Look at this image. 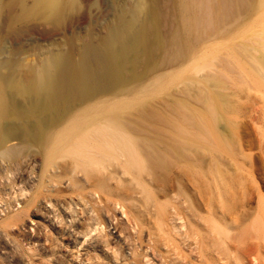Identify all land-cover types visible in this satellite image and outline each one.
Wrapping results in <instances>:
<instances>
[{"label": "rangeland", "instance_id": "obj_1", "mask_svg": "<svg viewBox=\"0 0 264 264\" xmlns=\"http://www.w3.org/2000/svg\"><path fill=\"white\" fill-rule=\"evenodd\" d=\"M185 18L184 0H0V79L15 78L23 71L35 79L39 64L55 55L65 56L72 64L85 58L93 66L95 56L108 48L116 32L129 30L136 38V51L123 77L78 102L53 130L44 151L30 144L26 156L0 159V264H84L89 260L88 264H175L173 255L166 254L159 213L161 207L170 211L184 199V189L192 184H197L194 194L199 202L201 193L212 196L217 215L221 210L228 221L241 217V227L235 222L226 230L236 240L240 238L238 245L228 239L223 244L211 233L210 226H224L209 223L213 214L206 205L198 213L183 211L180 222L170 219L168 226L193 224L200 246L213 264H264V228L260 224L264 219L261 83L253 60L258 54L264 56L256 40L264 38V4L253 0L249 10L238 12L213 33L200 36L187 31ZM222 56L237 66L244 83H229L232 107L223 114L226 122L217 128L223 138L218 137L221 158H215L213 165V157L204 156L203 167H217L221 176L205 175L188 162L171 171L168 180L157 181L146 173L129 171L122 155L106 159L96 169L62 155L55 158L57 165L47 168L55 179L52 183L47 179L49 186H44L40 199L26 215L21 214V202L35 191L56 136L75 120L85 113L92 119L115 105L130 104L140 109L178 99L176 93L186 80L195 78L201 83L206 72L204 63ZM8 108L14 112L9 104ZM14 115L18 118L17 112ZM47 188L58 189L59 193L49 194ZM139 230V240L131 244ZM168 232L177 238L176 231ZM94 235L98 243L103 242L98 244ZM230 244L237 249L231 250ZM133 245L138 246L137 261L130 257L133 249L128 251Z\"/></svg>", "mask_w": 264, "mask_h": 264}, {"label": "bare ground", "instance_id": "obj_2", "mask_svg": "<svg viewBox=\"0 0 264 264\" xmlns=\"http://www.w3.org/2000/svg\"><path fill=\"white\" fill-rule=\"evenodd\" d=\"M261 3L264 4V0H261ZM252 4L253 0H184L186 29L189 33L198 36L211 34L238 12L249 10ZM126 29H128L127 26ZM128 31L122 29L116 32L117 34L109 42L108 48H103L102 52L95 56L94 60L92 59V62L95 63L93 66L85 58L79 64H72L65 56L55 55L47 57L41 65L34 68L37 77L35 79L28 71H23L15 78L0 79L1 160L11 161L26 156L29 153L30 144H34L39 152L44 151L53 130L60 125L65 115L76 104L78 105V102L94 96L123 77L125 66L131 61V55L136 51V38ZM256 40L257 44L264 49V38L260 37ZM249 49L256 50L251 47ZM140 54L142 55V53ZM241 55L243 54L241 53ZM253 60L261 83V136L264 141V56L258 54L257 57H253ZM230 61L222 56L215 58L213 62H205L203 67L206 68V72L201 77L202 82L199 83L195 78L186 80L178 89L177 95L175 94L178 99L170 98L167 103L161 101L157 102L156 106H142L140 109H135L130 104L115 105L106 113H96L92 119L86 118L87 113H85L81 119L75 120L65 131L56 136L41 169L35 191L30 196L24 197L25 199L21 202L23 208L21 214L26 215L28 210L37 203V199L43 193L42 190H45L47 179L49 182L53 180L54 176L49 174L47 168L57 165L55 158L62 155L73 156L81 165L90 166L92 169H96L106 159L122 155L129 171L146 173L157 181L168 180L171 171L180 164L188 162L205 175L221 176V170L217 167L207 169L203 165L206 154L213 157V159L210 158L213 165L215 158H221V143H219L218 137L223 138L217 128L219 124L226 122L223 114L232 107L228 98L229 83L232 80L244 83L241 75L239 76L237 66ZM8 104L13 108V113L9 110ZM15 112L18 114V118L15 117ZM12 141L17 143L9 144ZM223 145L227 147L228 143ZM229 149L231 150V148ZM63 165L61 164V166ZM46 190L49 194L52 191L54 194L59 193V190L55 188ZM224 190L222 184L221 191L224 192ZM184 191L186 197L172 205L169 208L170 211L164 207L160 209L159 230L165 235L166 254L174 256L172 258H174L175 264L184 262V264H213L208 261V256L200 246V237L193 224L180 223V225L178 223L179 225H177V223H172L171 226H168V220L179 221L181 219L179 216L183 211H186V214L189 212L198 213L202 210L203 205H206L213 214L212 221L209 223L215 222L224 226L220 229L213 225L208 226L211 233L218 236L223 244L224 240L228 239L230 243L238 245L237 242L240 238L236 240L229 235L228 231L235 222L238 227H241V217L238 216L235 220L230 218L228 221L226 212L221 210L220 215H217L218 211L215 210L212 196L206 197L205 193L199 194L202 197L199 202L196 199L197 184L190 185ZM60 208L64 209L63 206ZM208 209L206 211L209 213ZM233 210L234 207L231 211ZM72 217L75 218L74 215ZM91 217H89L90 220L93 219ZM73 220L75 219H72V222H78ZM93 221L96 222V220ZM260 224L264 228V219L260 220ZM88 226L87 228H89ZM137 226L141 229L139 224ZM170 229L176 231L174 234L177 238L169 235ZM226 230L228 231L226 232ZM140 234L139 230L136 239L133 240L135 242L131 244H135L136 240H139ZM97 235H94L93 239L98 243ZM134 236L133 238H135ZM129 244L128 246L131 245ZM102 245L105 247L104 243ZM136 247L138 246L136 245ZM136 247H128V251L133 249L134 252L131 253L133 257H130L135 261L139 257ZM230 248L232 250L236 247L232 248L231 246ZM192 257L195 258L194 262ZM84 259L87 258L84 257ZM83 260L82 262H84ZM88 262H84V264H88ZM129 263H133V261Z\"/></svg>", "mask_w": 264, "mask_h": 264}]
</instances>
